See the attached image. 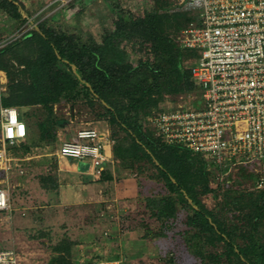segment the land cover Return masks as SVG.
<instances>
[{
    "label": "trees",
    "instance_id": "16d2710c",
    "mask_svg": "<svg viewBox=\"0 0 264 264\" xmlns=\"http://www.w3.org/2000/svg\"><path fill=\"white\" fill-rule=\"evenodd\" d=\"M0 10L14 22L28 20L23 17L18 0H0ZM168 10L165 4L144 17L117 14L113 28L100 42L93 39L79 42L74 34L46 22L39 23L0 47V69L8 78L1 105L16 107L25 122L22 108L42 106L47 115L39 123L40 139L55 140L56 128L66 123L54 113L57 103L64 99L72 102L83 99L91 105L97 102L103 110L100 115L114 129L112 151L118 170L135 176L144 172L143 164L148 163L168 190L166 195L145 198V207L152 217L162 224L175 219L181 203L191 210L186 217L189 227L186 242L202 262L264 264V236L260 233L264 224V189H256L253 183L245 190L248 194L233 196L230 202L239 211L238 219L236 223L225 220L201 198L216 189L211 184L213 164L201 152L165 142L146 124L155 110H161L158 104L164 95L192 94L195 106L202 93L191 70L197 51L181 46L178 37L167 31V26L180 28L182 22H197L199 14L193 9H186L189 16ZM130 39L152 46L154 60L147 63L146 75L133 71L123 47ZM28 133L11 150L25 144ZM121 133L123 137L119 136ZM110 167L109 164L100 180L114 178ZM248 174L253 179V174ZM55 178L49 175L40 181L44 186L56 187ZM154 235L146 231L145 236ZM74 244L69 237L56 242L52 248L55 254L48 264H72ZM217 245H221V251L207 250L208 246ZM110 259L100 257L91 264ZM163 264H174V257Z\"/></svg>",
    "mask_w": 264,
    "mask_h": 264
},
{
    "label": "rangeland",
    "instance_id": "374dc122",
    "mask_svg": "<svg viewBox=\"0 0 264 264\" xmlns=\"http://www.w3.org/2000/svg\"><path fill=\"white\" fill-rule=\"evenodd\" d=\"M186 1L18 0L22 15L28 20L25 23L14 22L0 10V47L18 39L27 30L41 22H46L51 27L74 34L79 42L90 39L100 42L103 36L113 28L117 14H123L125 17H144L158 6L166 4L169 6V12H181L189 16L191 14L185 8ZM80 8L83 9L79 11ZM182 24L180 28L167 26V31L176 38L182 30L190 25L187 21L182 22ZM123 47L127 52L133 71L136 74L146 75L149 71L147 63L154 60L151 44L139 39H130L123 43ZM68 49L72 50V45H69ZM187 65L190 63L188 62ZM6 93L7 84L5 89L0 86V107L1 98ZM194 98L195 96L192 94L164 95L160 98L158 108L173 110L181 107H192L194 106ZM102 111L97 102L91 105L83 99L75 102L64 99L55 105L54 113L66 121L65 125L56 128L57 137L55 140L51 137L42 140L40 139L39 123L47 115L46 110L40 105L21 109L29 133L26 143L13 148L11 152L13 156L20 159L25 174L17 175L0 170V186L8 191L15 207L38 204V192L41 191L40 178L49 175L54 176L59 164L56 152L63 139L73 138L76 132L82 128H97L113 139L114 129L100 115ZM123 135L121 133L119 136L123 137ZM77 161L83 163L80 160ZM143 167L144 172L129 176L123 171L124 175H116L115 181L108 182L100 189L98 188L97 193L100 201L106 202L99 203L97 244L91 245L89 242L82 247L80 246L78 248L81 249L80 251L74 249L72 264H91L100 257L111 258L114 255L120 256L122 259L120 264H163L171 256L174 257V264H206L193 254L186 242L189 231L186 217L191 212L190 209L179 203L177 217L167 220L163 224L152 217L146 209V197L166 195L168 190L164 182L157 176L155 168L148 163H144ZM211 168L213 170L211 184L216 189L201 198L209 208L214 209L225 220L236 223L239 211L234 208L230 201L233 196L248 194L245 190L252 186L253 179L248 177V172L242 169L228 173L218 172L215 168ZM114 171H117V168ZM124 178H126L125 187L130 196H126L120 201L117 198L118 191L115 188L120 187L119 183L124 182ZM23 181L30 184L31 193L28 195L26 189L23 188L24 185L18 184ZM27 196L29 197L27 198ZM112 198H116V200ZM109 201H114L119 206L117 214L110 215V211L106 207ZM121 206H124V212H121ZM28 211H32V209ZM11 212L8 215L0 213V249L15 248L19 253L20 264H48L55 254L52 250L53 245L58 242L54 241L56 240L54 238L55 232L52 234L51 231L44 230L38 221L32 226H17L11 218V214L14 217L15 212L17 215L21 213L14 210ZM36 213L38 212H34V214ZM56 228L58 231L64 230V228ZM146 231L155 234L154 237H146ZM260 233L264 236V224L260 227ZM221 249V245L207 247L209 251H221Z\"/></svg>",
    "mask_w": 264,
    "mask_h": 264
},
{
    "label": "built area",
    "instance_id": "2783aa9c",
    "mask_svg": "<svg viewBox=\"0 0 264 264\" xmlns=\"http://www.w3.org/2000/svg\"><path fill=\"white\" fill-rule=\"evenodd\" d=\"M185 8L196 10L199 20L178 42L198 53L191 70L202 93L197 105L157 111L147 124L165 142L203 153L218 172L248 169L255 188L264 189V0H187ZM7 81L0 69L2 89ZM0 115V170L8 172L17 166L11 148L27 136L28 125L16 107L1 105ZM113 144L104 131L82 128L63 139L56 154L86 163L100 178L113 162ZM10 208L0 186V212ZM0 264H20L18 251L0 249Z\"/></svg>",
    "mask_w": 264,
    "mask_h": 264
},
{
    "label": "crops",
    "instance_id": "0c3cea01",
    "mask_svg": "<svg viewBox=\"0 0 264 264\" xmlns=\"http://www.w3.org/2000/svg\"><path fill=\"white\" fill-rule=\"evenodd\" d=\"M111 148H113V146H111ZM57 158L59 164L54 173L56 177L55 182L57 183L56 187H52L50 184L44 186L42 182H39L41 191L38 192L37 205L26 204L25 206H19L17 208L9 195L11 208L0 213L8 215L13 210L19 211L21 213L20 215H17V212H15L13 217L11 214V218L17 226H32L38 221L42 224L41 226H43L44 230L51 231L52 234L55 232L54 238H56V240L54 241L69 237L75 242L74 249L80 251L81 249L79 250L78 248L89 242H91V245L97 244L96 238L99 236L97 232V228L99 227L97 223L99 203L106 202L104 200L100 201L97 193L98 188L100 189L101 186H104V184L108 182L112 183L115 181V179H117L116 175L119 176L120 174L121 176L125 173L123 170H118L117 164L113 159V162L110 163V168L112 169L114 178L110 181H102L87 172L86 163H80L76 159L60 157L58 155ZM116 168L117 171H114ZM8 173L17 175L25 174V169L20 159L17 158V166L9 170ZM126 178H124V182L119 183L120 187L118 186L115 188L116 191H118L116 195L120 201L126 196H130L125 187ZM18 184L24 185L23 188L26 189L27 195L31 193L29 182L23 181ZM28 197L29 196H27V198ZM112 199L116 200V198ZM106 207L110 211V215H115L119 212V206L115 204L114 201H109ZM123 207L124 206L120 207L121 212L125 210ZM29 209H32V211L27 212ZM35 209L36 211H34ZM34 212H38L36 213L37 215L34 214ZM56 227L64 228V230L58 231ZM121 260L120 256L114 255L108 260V264H120Z\"/></svg>",
    "mask_w": 264,
    "mask_h": 264
}]
</instances>
